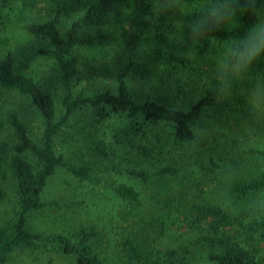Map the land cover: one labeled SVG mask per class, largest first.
I'll use <instances>...</instances> for the list:
<instances>
[{
    "label": "trees",
    "instance_id": "obj_1",
    "mask_svg": "<svg viewBox=\"0 0 264 264\" xmlns=\"http://www.w3.org/2000/svg\"><path fill=\"white\" fill-rule=\"evenodd\" d=\"M215 2L80 0V12L71 22L65 23L63 10L59 9L49 18L24 24L26 42H32L30 36L41 40L43 46L37 49V56L45 61L47 68L54 70L55 84L54 78L49 80L36 72L30 57H35L34 53L29 56L25 46L13 45V38L1 33L0 182L13 181L16 204L11 220L0 222V264L9 262L20 250L44 253L54 250L72 264H116L96 250L93 241L100 233L95 226L82 228L76 240L62 233H39L28 226L31 214L49 206L46 189L60 170L79 182L86 181L93 187L101 185L98 168L82 158L86 151L79 150L77 161H71L60 146V138L69 129V123L86 109L96 111L103 120L116 118L111 142L94 128L89 134L87 151L94 159L106 161L115 142L113 169L116 177L129 180L116 181V199L124 201L130 213L141 215L142 221L151 214L140 211V205L144 204L143 191L137 182L144 184L174 177L190 169V162L196 160L200 164L204 157H208L207 171L213 172L215 179L222 169L229 167V162L231 167L235 164L230 171L235 178L231 180L228 176L231 181L227 182L221 176L214 186L221 199L193 203L192 219L199 229L195 244L200 245L202 253L206 252L204 259L191 260L193 244L183 249H164L148 243L152 235L148 227L142 236L145 242L137 237L124 239L119 254L123 253L132 264H264V165H260L264 163V147L240 152L237 150L240 138L233 133L226 135L219 127L223 114H244V102L252 103L254 94L256 105H263L264 110V55L246 72L237 74L236 58L230 53L231 45L254 24L264 23V0H253L251 6L249 0H227L235 7L236 14L219 24L210 22L208 17L207 10ZM33 5L34 0H0V24L8 11L16 7L27 10ZM114 17L121 31V24L131 20L146 37L154 33L155 53L161 61L155 60L164 64V69L195 73L200 78L207 72H216L214 76L208 74L207 79L213 84L205 87L204 93L191 104L182 107L161 102L150 94L144 96L131 83L134 62L119 43L113 84L94 92L78 87L75 77L79 76L78 68L84 60V48L94 47L87 61H95L99 53L95 50L100 48H95L98 44L93 40V32L102 33ZM126 34L124 31L120 37ZM150 46L145 39L142 47ZM133 49L130 47L131 53ZM213 53H219V57ZM139 57L146 60V55ZM56 88L63 90L59 100ZM31 115L41 122L37 133L30 125ZM227 126H223L224 131ZM245 128L241 121L239 131L245 134ZM254 133L259 134L257 128ZM244 143L242 147H250V140ZM232 153L236 154L234 158ZM253 154L262 158L257 166L237 164V158L245 161ZM112 155L115 157V153ZM192 171L196 172L195 168ZM3 199L5 193L1 191L0 203ZM160 218L159 215L158 225ZM163 228L171 230L168 224Z\"/></svg>",
    "mask_w": 264,
    "mask_h": 264
},
{
    "label": "rangeland",
    "instance_id": "obj_2",
    "mask_svg": "<svg viewBox=\"0 0 264 264\" xmlns=\"http://www.w3.org/2000/svg\"><path fill=\"white\" fill-rule=\"evenodd\" d=\"M59 9L63 10L65 23L71 22L80 12V0H34L33 7L27 10L16 7V10L8 11L0 24V35L2 33L12 37L13 45L25 46L29 56L34 53L35 57H30L32 58L31 61L34 62V68L37 69L36 72L44 74L42 76H47L49 80L54 78V84L56 80V77L52 76L55 74L54 70L47 68L45 61L38 59L39 56H37V49L43 46L40 43L41 40L38 41L35 37L30 36L33 43L26 42V38L23 36L27 35L24 34L26 32L23 25L49 18L53 12ZM121 27L123 28L122 31L116 26V17H114L110 26L102 30V33L99 31L93 32V40L98 44L95 48H100V51L95 50L99 52L97 58L89 63L87 56L90 49L94 47L84 48L82 52L84 60L81 61L78 68L79 76L75 77L76 83H79L78 87L94 92L113 84L116 75V45L119 43H122L125 54L129 52L134 62V66L130 70L131 83L144 96L150 94L155 99L161 100V102L182 107L191 104L193 100L195 101L199 95L201 96L204 93L205 87L213 84V81L207 78L210 75H216V72H207L200 78L199 74L192 73L189 75L187 72L172 70L170 67L164 69L165 65L159 62L161 61L159 55L155 53L154 41L156 38L154 33H150L146 37L137 29L138 26L135 27L132 24L131 20L122 23ZM123 30L127 31V34L122 38L120 34H123ZM145 39L146 42L151 44L149 49L148 47H142ZM130 47L134 48L133 53H131L132 50H129ZM139 55H146V60H143ZM213 55L219 57V53H213ZM126 56L129 58L128 55ZM157 58L159 61L155 60ZM217 59L214 58L215 61ZM254 86H258V84L255 83ZM61 92H63L61 88H56L57 100L61 97ZM253 98L250 104L244 102L246 107V109L244 107V114L225 113L223 114L224 118H221L219 123V127L223 129L226 135L231 136L233 133V136L240 138L237 147L240 152L245 149L259 150V148L264 147L261 146L264 143L263 105H256L255 94ZM1 102L0 98V104H2ZM248 106L250 111H247ZM241 117H243L242 120ZM98 119L101 118L92 109H86L82 114L76 116L69 123V129L64 132V136H61L60 146L71 161H77L76 153L79 150L86 151L82 158L88 159L98 168V175L100 174L99 176L102 177L101 185L93 187L88 185L89 183L86 181L79 182L71 177L68 172L60 170L51 179L46 189L45 200L49 203V206L28 217L29 228L43 234L62 233L70 239L76 240L82 228L95 226L100 233L93 241L96 250L103 256H107L109 261H116V264H132L126 257L122 256L123 253L119 254V248L122 249L121 241L137 237L140 242H145L142 241V236L144 235V228L148 227L149 232H152L151 237L147 239L148 243L160 245L164 249L166 247L183 249L184 246L193 244L195 246L191 247V260L204 259L206 252L202 253L200 245L195 244L199 229L194 225L192 219L193 203L221 199L222 195L214 189V186L221 176H224L227 182L235 178L232 177L230 172L234 170L235 164L231 167L229 162V167L222 169L215 179V174L213 172L209 174V171H207L210 162L208 157H204V161L199 160L200 164L193 160L190 162V169H186L184 173L174 177L144 184L137 182L139 189L143 191L142 200L144 204L140 205L142 206L140 211L151 214V216L146 217L145 221H142L141 215L130 213L126 203L118 198L116 199V193L114 192L116 181L121 179V181L127 182L129 180L127 177H116V170L113 169V166L116 165L115 142H112L114 146L110 152V158L106 161L94 159L92 154L87 151L90 146L89 134L93 133L94 128L97 134L109 140V142H111V136L116 131V118H104V120L101 119L97 123ZM241 121L246 126L245 134L238 129V124ZM225 124L228 125V129L224 131L223 126ZM30 125L37 133L41 122L37 116L31 115ZM260 125L263 126L262 129L258 128ZM205 127H208L207 124ZM255 128H257L259 134L254 133ZM105 132L107 135H104ZM245 140H250L249 148L247 146L242 147L245 145ZM237 150H235L236 153H238ZM112 153H115V157ZM235 155L234 153L231 154L233 158ZM202 156L205 155L202 154ZM261 159L258 155L253 154L247 156L245 161L237 158V164L244 162L243 164L248 166L252 164L257 166ZM260 165H264V163H260ZM193 168L196 172L192 171ZM228 176L231 180L228 179ZM1 191L5 193V199L0 203V222L3 223L6 220H11L16 204L13 181L0 182V193ZM159 215L161 218L158 225ZM167 224L171 227L170 231L163 228V226L167 228ZM6 264L72 263L70 259L63 258L54 250L45 253L42 251L20 250Z\"/></svg>",
    "mask_w": 264,
    "mask_h": 264
},
{
    "label": "clouds",
    "instance_id": "obj_3",
    "mask_svg": "<svg viewBox=\"0 0 264 264\" xmlns=\"http://www.w3.org/2000/svg\"><path fill=\"white\" fill-rule=\"evenodd\" d=\"M253 0H249L251 6ZM208 17L212 23H222L236 14L235 7L227 0H217L208 8ZM231 56L236 58L234 65L237 74L246 72L264 55V23L254 24L252 28L230 47Z\"/></svg>",
    "mask_w": 264,
    "mask_h": 264
}]
</instances>
